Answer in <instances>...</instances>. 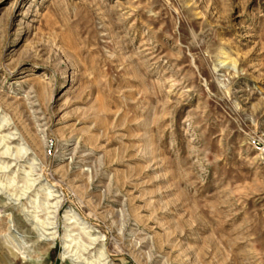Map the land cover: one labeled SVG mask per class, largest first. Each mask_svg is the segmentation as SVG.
Masks as SVG:
<instances>
[{
	"label": "rangeland",
	"instance_id": "374dc122",
	"mask_svg": "<svg viewBox=\"0 0 264 264\" xmlns=\"http://www.w3.org/2000/svg\"><path fill=\"white\" fill-rule=\"evenodd\" d=\"M0 264H264V0H0Z\"/></svg>",
	"mask_w": 264,
	"mask_h": 264
},
{
	"label": "bare ground",
	"instance_id": "6f19581e",
	"mask_svg": "<svg viewBox=\"0 0 264 264\" xmlns=\"http://www.w3.org/2000/svg\"><path fill=\"white\" fill-rule=\"evenodd\" d=\"M3 154H5V153L3 152ZM67 241H68V240H67ZM69 242H70V241H69ZM67 247H69V248H70V246H69V245H68ZM67 247H66V248H67ZM68 250H69V249H68ZM68 250H67V251H68Z\"/></svg>",
	"mask_w": 264,
	"mask_h": 264
}]
</instances>
